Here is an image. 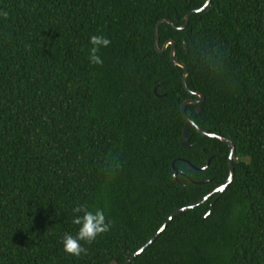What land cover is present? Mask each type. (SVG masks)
<instances>
[{
  "label": "trees",
  "instance_id": "1",
  "mask_svg": "<svg viewBox=\"0 0 264 264\" xmlns=\"http://www.w3.org/2000/svg\"><path fill=\"white\" fill-rule=\"evenodd\" d=\"M205 2L0 0V264H124L229 177L230 146L182 114L199 97L172 45L155 46L161 19L173 24H160L159 47L175 41L205 96L188 116L233 141L237 160L223 194L174 217L130 264H264V0H210L180 28ZM92 35L111 41L101 64ZM79 204L111 227L76 258L61 240Z\"/></svg>",
  "mask_w": 264,
  "mask_h": 264
},
{
  "label": "water",
  "instance_id": "2",
  "mask_svg": "<svg viewBox=\"0 0 264 264\" xmlns=\"http://www.w3.org/2000/svg\"><path fill=\"white\" fill-rule=\"evenodd\" d=\"M206 7H208V9H212V5L210 4V0H206L205 4L198 9H193L190 12H188L185 15V22L184 24L180 27V28H185L187 26V24L189 23L190 20V16L194 13H197L203 9H205ZM177 19H179V17H177ZM162 22H168L173 24V22L169 19H161L157 25H156V42H155V46L157 48V50L164 52L166 51L167 47L169 44L172 45L171 48V52H170V58L172 60V62L175 65L181 66L182 68H184V73H183V85L184 87L188 90V92L191 95H197L199 98L198 99H192V98H188L186 100L183 101L182 105H181V111L183 116L185 117V119L191 123L199 132L203 133L204 135H207L209 137H213V138H218L224 142H226L229 146H230V152H229V156H228V163H229V169H230V173H229V177L226 179L225 182H223L221 185L217 186L214 190H212L211 192H209L208 194H206L205 196H203L202 198H200L197 202L193 203V204H188L185 206H182L180 208H178L176 211H174L167 219L166 221L162 224V226L158 229V231L153 235L152 238H150V240H148V242L146 244H144L139 250H137L134 254H132L124 264H130L134 261V259L141 254L145 249H147L149 246H151L153 244V242L163 233V231L165 230V228L170 224V222L173 220L174 217H176L177 215H179L180 213L187 211V210H191L197 206H199L200 204H202L203 202H205L207 199H209L210 197H212L215 194H223L228 187L230 186L231 182L234 179V175H235V168H234V160H237V153H236V148H235V144L233 141H231L229 138L214 133V132H209L208 130H206L205 128L201 127L199 124H197L194 120H192L187 112H186V105L189 103H195L198 105V111L201 110V106L200 104L204 101V94L200 91H196L194 89H191L188 87L187 85V75H188V68L186 66L185 63H183L182 61L178 60L175 56V52H176V47H175V41L173 39L171 40H167L163 47H159V26ZM163 95H167V92H165ZM192 135V131L190 130L189 127H184L183 129V140H182V145L183 146H191L193 145L190 141ZM211 158L208 159V164L210 162ZM190 166L193 168H197L195 165L190 163ZM173 167H174V177L175 179L181 183L182 179L179 177L180 174H183V172H181L173 163ZM205 167H203L202 169H204ZM201 169V168H200ZM196 183H206L208 180H193ZM216 201V198H214L210 204V209L208 210V212L206 213V216H209L213 210H214V203Z\"/></svg>",
  "mask_w": 264,
  "mask_h": 264
},
{
  "label": "clouds",
  "instance_id": "3",
  "mask_svg": "<svg viewBox=\"0 0 264 264\" xmlns=\"http://www.w3.org/2000/svg\"><path fill=\"white\" fill-rule=\"evenodd\" d=\"M7 11L0 10V17H7ZM91 48L89 50V62L101 64L102 59L97 54L99 49L107 47L111 41L102 35L89 37ZM72 223L77 226L75 233L65 232L61 244L65 254L72 257H80L87 253L84 244L95 241L101 234L110 230L111 224L107 221L102 209L89 208L86 204H79L72 209Z\"/></svg>",
  "mask_w": 264,
  "mask_h": 264
}]
</instances>
